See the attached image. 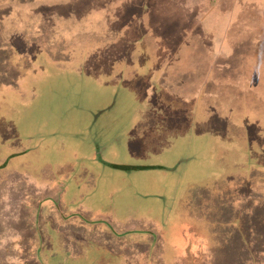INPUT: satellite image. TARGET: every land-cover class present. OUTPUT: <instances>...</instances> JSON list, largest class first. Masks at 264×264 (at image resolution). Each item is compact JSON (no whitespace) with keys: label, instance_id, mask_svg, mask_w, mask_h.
<instances>
[{"label":"rangeland","instance_id":"374dc122","mask_svg":"<svg viewBox=\"0 0 264 264\" xmlns=\"http://www.w3.org/2000/svg\"><path fill=\"white\" fill-rule=\"evenodd\" d=\"M255 56L264 0H0V264L46 196L85 264H264Z\"/></svg>","mask_w":264,"mask_h":264},{"label":"crops","instance_id":"0c3cea01","mask_svg":"<svg viewBox=\"0 0 264 264\" xmlns=\"http://www.w3.org/2000/svg\"><path fill=\"white\" fill-rule=\"evenodd\" d=\"M205 31L213 39V37L211 36L212 35L211 27L206 28ZM152 168H154V166L151 165H147L145 167L146 170H150ZM44 199L45 200H43L41 197H34L29 202L30 220L33 222V226H32L33 230H31L29 236L32 237L34 240V245L36 246L35 252L36 253L45 252L44 254H46L45 256L47 261L51 259L50 256H48V254L54 255L55 253H65L68 254V258L72 256V261L68 264H85L88 261L90 253L84 248V243H83L84 241H77L78 243H74V242L70 243V241L73 240V238H69L68 240H66V239H60L59 237L61 233L64 235L68 231H70V227H67V224L70 223L61 224L60 227L54 226L55 223L54 221H57L58 219L62 220L63 217H65V219H67V216H69L68 218L70 217L75 219L76 217L81 218L80 216H78L76 207L72 206L70 208V204L68 202H65L64 199L58 200V198L50 197V196H46ZM46 206L48 207V210L43 212V209H45ZM41 220L45 221L46 229L48 226H50L51 230L53 231L51 235L42 234L43 227L40 226ZM70 220H74V219H70ZM58 238L60 239V241L58 240ZM76 245H78L77 256L75 255ZM66 246L68 247L72 246V249L71 248L66 249L65 248Z\"/></svg>","mask_w":264,"mask_h":264},{"label":"trees","instance_id":"16d2710c","mask_svg":"<svg viewBox=\"0 0 264 264\" xmlns=\"http://www.w3.org/2000/svg\"><path fill=\"white\" fill-rule=\"evenodd\" d=\"M250 13H252V11H250ZM259 17H261V19H263V18H262V14H260ZM261 21H262V20H261ZM251 23H252V22H251ZM247 24H248V23H247ZM247 24H246V25H247ZM246 25L243 26V27H247ZM244 29H245V28H244ZM244 29H243V30H244ZM245 31H246V30H245ZM246 32H247V31H246ZM259 35H261V34H259ZM259 35H258L257 38L255 39V38H253L252 35L250 34V35L248 36V38H249L250 42L253 41L252 44L259 43V42H258ZM254 41H255V42H254ZM245 47H246V46H245ZM243 50H244V49H243ZM245 50L249 51V52L251 53V55L254 56V54L252 53V51L249 50V48H247V49H245ZM242 52H243V51H242ZM242 52H238V53H235V54H241ZM255 57H256L257 61L260 62V64H261V63H264V58H262V57H260V56H255ZM200 67H201V66H200ZM228 67H230V66H228ZM122 167L125 168L126 166H122Z\"/></svg>","mask_w":264,"mask_h":264},{"label":"flooded vegetation","instance_id":"af4514ba","mask_svg":"<svg viewBox=\"0 0 264 264\" xmlns=\"http://www.w3.org/2000/svg\"><path fill=\"white\" fill-rule=\"evenodd\" d=\"M48 256H50V260L49 263L50 264H66V261H62L63 258H66V256H68V254L65 253H55L54 255L52 254H48Z\"/></svg>","mask_w":264,"mask_h":264}]
</instances>
